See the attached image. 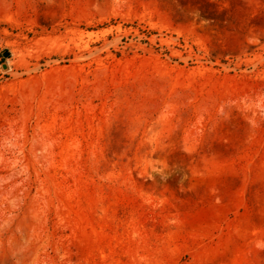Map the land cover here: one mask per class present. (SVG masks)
<instances>
[{"label":"rangeland","instance_id":"rangeland-1","mask_svg":"<svg viewBox=\"0 0 264 264\" xmlns=\"http://www.w3.org/2000/svg\"><path fill=\"white\" fill-rule=\"evenodd\" d=\"M0 264H264V0H0Z\"/></svg>","mask_w":264,"mask_h":264},{"label":"water","instance_id":"water-1","mask_svg":"<svg viewBox=\"0 0 264 264\" xmlns=\"http://www.w3.org/2000/svg\"><path fill=\"white\" fill-rule=\"evenodd\" d=\"M10 55H11V53L9 51H6L3 53V57L6 59H8L10 57ZM2 66H3V69H8V64L6 62H4L2 64Z\"/></svg>","mask_w":264,"mask_h":264}]
</instances>
